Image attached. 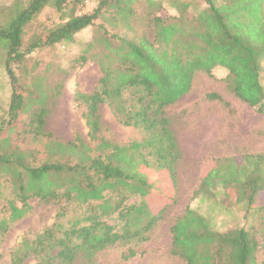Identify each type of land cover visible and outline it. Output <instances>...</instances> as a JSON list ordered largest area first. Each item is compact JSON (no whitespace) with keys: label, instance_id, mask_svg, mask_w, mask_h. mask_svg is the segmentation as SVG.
Wrapping results in <instances>:
<instances>
[{"label":"trees","instance_id":"trees-1","mask_svg":"<svg viewBox=\"0 0 264 264\" xmlns=\"http://www.w3.org/2000/svg\"><path fill=\"white\" fill-rule=\"evenodd\" d=\"M67 1L28 0L22 5L14 0L0 9V61L11 85L8 119L0 125V176L7 178L15 193L8 221L27 216L32 199L58 205L53 223L24 237L9 250L5 264H27L29 259L33 264H74L79 256L90 264L105 249L147 242L150 231L176 201L180 152L166 109L191 90L196 73L211 76L223 71L226 91L257 113L264 112L260 79L264 0H223L220 5L203 0L206 8L194 16H189L186 4H179L177 16L150 18L152 40L146 35L127 38L126 33L106 28L132 31L135 0H94L90 12L72 11L23 48L26 27L49 4L60 12ZM147 2L157 6L153 0ZM88 28L101 33L77 57L75 66L79 72L90 66L95 79L86 89L77 87L75 101L85 109L89 142L79 136L61 142L45 133L49 108L43 104L31 113L27 130L33 138L44 140L43 158L37 163L34 151L20 149L10 138L25 114L24 92L12 66L32 50L70 44ZM207 98L228 106L216 94ZM102 104L120 125L141 129L142 137L124 145L101 137ZM150 171L165 174L171 187L170 200L155 212L147 198L152 191H161L150 181ZM215 191L231 206L245 204L243 219L251 222L249 228L217 232L205 217L187 207L170 227V253L184 264H258L260 247L264 254V154L216 159L204 171L193 198ZM136 256L129 248L121 257Z\"/></svg>","mask_w":264,"mask_h":264},{"label":"rangeland","instance_id":"rangeland-1","mask_svg":"<svg viewBox=\"0 0 264 264\" xmlns=\"http://www.w3.org/2000/svg\"><path fill=\"white\" fill-rule=\"evenodd\" d=\"M14 0H0V9L10 6ZM25 5L28 0H19ZM148 0H135V15L132 18V31L111 29L127 38L142 35L153 38V27L150 18L177 16L176 6L186 4L189 16L196 15L206 8L203 0H153L157 6H151ZM220 5L223 0H211ZM160 3L162 4L161 6ZM96 6L94 0H82L74 4L68 0L58 12L52 4L33 20L25 29L22 47L44 36L47 30L65 21L72 11L76 14L90 12ZM100 24V23H98ZM97 28H88L78 33L70 44H56L49 48H40L26 54L24 60L12 66L17 84L24 92L25 114L22 122L10 134L14 145L20 149L36 153L37 163L43 158L44 140L35 139L29 130L30 116L33 110L46 106L49 108L43 131L50 133L61 142L72 141L79 136L89 142L88 129L83 118L85 111L75 101L77 87L88 88L95 79V72L86 66L79 72L75 60L83 53L93 37L100 34ZM96 52V50H95ZM264 65V63H263ZM225 74L216 70L211 76L198 72L195 74L191 90L175 105L166 109L170 120L171 131L178 145L180 160L177 165V193L175 204L166 212L165 217L149 233L145 243H133L127 246L116 245L99 252L90 264H184L183 260L170 253V227L177 217L189 207L205 217L213 230L225 232L235 228H249L251 222L244 220L245 204L231 206L222 201L220 192L215 191L207 196L193 194L198 191L200 179L216 159L224 157L240 158L248 154H264V112L257 113L248 105L240 102L225 89ZM264 88V66L260 76ZM216 94L224 103L209 100L207 95ZM11 96V85L0 61V125L8 119V107ZM102 132L101 137L114 144L124 145L142 137L141 129L120 125L107 105L99 107ZM3 131L1 135H5ZM151 182H156L161 192H151L147 203L152 211L168 202V191L171 187L168 177L157 171L148 172ZM0 176V253L5 264L9 260V250L13 249L24 237H31L49 227L58 211L55 203L43 204L37 199L29 201L31 212L21 220L9 222V203L15 198L10 184ZM20 207L19 203L15 204ZM8 221L7 223H3ZM129 248L137 252L130 260H123L122 254ZM257 262L264 260L260 247L257 251ZM27 264H33L31 259ZM74 264H89L79 256Z\"/></svg>","mask_w":264,"mask_h":264}]
</instances>
